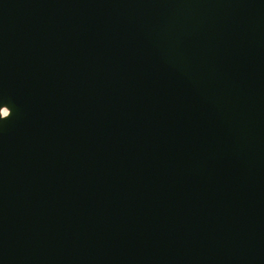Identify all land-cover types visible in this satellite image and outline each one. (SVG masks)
Returning a JSON list of instances; mask_svg holds the SVG:
<instances>
[{"label":"water","instance_id":"water-1","mask_svg":"<svg viewBox=\"0 0 264 264\" xmlns=\"http://www.w3.org/2000/svg\"><path fill=\"white\" fill-rule=\"evenodd\" d=\"M0 264H264V0H0Z\"/></svg>","mask_w":264,"mask_h":264}]
</instances>
